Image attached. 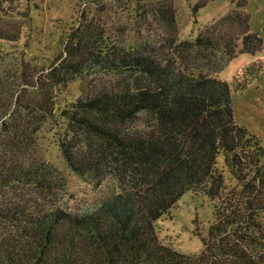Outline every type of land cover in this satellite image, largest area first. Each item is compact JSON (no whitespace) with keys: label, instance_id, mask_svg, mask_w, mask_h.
<instances>
[{"label":"trees","instance_id":"1","mask_svg":"<svg viewBox=\"0 0 264 264\" xmlns=\"http://www.w3.org/2000/svg\"><path fill=\"white\" fill-rule=\"evenodd\" d=\"M149 13L166 17L176 28L172 1L154 2ZM0 36L10 38L2 31ZM196 43L214 56L209 61L223 68L240 52L260 50L264 40L250 31V13L235 10L208 24ZM177 60L174 52L150 38L133 43L114 38L91 21L69 35L64 58L38 76L35 96L22 105L46 116L54 106L52 87L76 73L116 74L112 83L90 82L84 95L63 108L83 145L70 138L64 152L84 173L115 171L121 189L81 213L64 207L32 212L18 204L0 205V219L13 225L0 232V264H264V143L236 120L226 79L189 71ZM252 65L247 72L255 76ZM16 104L21 105L18 98ZM12 105L0 91V130L12 132L0 136L2 145L29 135ZM90 134L96 140L85 145L82 139ZM220 154L242 188L216 209L215 221L202 238L204 250L186 253L163 243L155 222L186 191L213 198L223 193ZM61 179L43 158L0 161V188L18 183L52 186Z\"/></svg>","mask_w":264,"mask_h":264},{"label":"rangeland","instance_id":"2","mask_svg":"<svg viewBox=\"0 0 264 264\" xmlns=\"http://www.w3.org/2000/svg\"><path fill=\"white\" fill-rule=\"evenodd\" d=\"M159 1L164 0H0V31L10 36H0V91L8 105L13 103L12 109L18 111L17 120L29 131L24 141L0 144V161L28 162L43 158L62 177L60 183L52 186L18 183L1 187L0 205L18 204L20 209L32 212L64 207L81 213L121 189V180L115 171L101 176L84 173L70 163L64 152V143L70 138L78 144L82 142L80 134L69 128V118L63 114V108L84 95L90 82L112 83L117 80L116 74L76 73L65 84L52 87L54 106L46 116L43 111H29L22 105L35 96L38 76L43 77L51 64L57 65L64 58L69 35L89 21L114 38L126 37L132 43L150 38L156 45L174 52L185 69L226 79L232 87L236 120L264 143V43L254 53L240 52L223 68L209 61L214 56L196 43L198 33L208 24L235 10L250 13V31L259 32L264 40V0H208L198 8L197 4L204 0H166L174 6L176 28L170 26L166 17L149 13L152 4ZM240 3L246 5L239 6ZM143 8L147 13H143ZM238 42L241 47L242 38ZM251 63L249 70L258 72L255 76L247 72ZM243 81H248L246 86L238 89ZM16 98L20 100L19 107ZM9 133L12 132L0 130V136L7 137ZM82 140L86 145L96 137L90 134ZM218 167L225 179L221 196L213 198L186 191L155 222L163 243L186 253L198 254L204 250L202 238L208 235L215 221L216 209H222L232 192L242 188L223 154L218 156ZM260 217L264 223V211ZM12 228V222L0 219V232Z\"/></svg>","mask_w":264,"mask_h":264}]
</instances>
